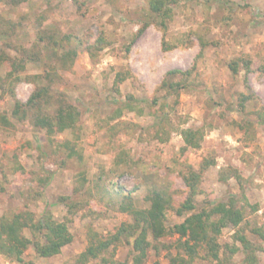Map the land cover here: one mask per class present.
<instances>
[{"label": "rangeland", "instance_id": "obj_1", "mask_svg": "<svg viewBox=\"0 0 264 264\" xmlns=\"http://www.w3.org/2000/svg\"><path fill=\"white\" fill-rule=\"evenodd\" d=\"M181 37L186 45L164 48L147 0H0V114L12 123L0 122V217L30 210L39 218L51 212L67 221L74 235L54 257H41L31 246L27 261L77 264L90 232L108 236L132 221L99 199L98 181L114 200L131 193L138 208L150 205L146 196L154 189L171 192L178 205L187 194L183 173L189 166L200 169L205 160L212 165L203 175L198 209L231 197L240 204L248 200L258 211L248 207L247 220L264 227V123L258 119L264 109V0L181 3L166 39L173 44ZM69 51L75 53L63 66L61 58ZM238 58L251 59L253 70L246 73L241 65L233 73L229 63ZM12 59L25 62L16 72L20 80L7 79ZM174 69L189 74L169 76ZM117 73L124 80L116 82ZM169 78L186 84L178 97L163 86ZM42 86L52 95L43 111L54 112L60 96L77 106L75 131L50 136L35 126L32 108L23 107L25 118L14 116L16 100L26 103ZM241 93L252 96L244 109ZM184 129L204 130L200 148L182 151ZM65 140L77 144L82 159L67 157ZM123 153L127 161L117 165ZM20 166L25 176L18 173ZM234 170L240 181L222 179ZM183 218L170 210L167 224ZM235 230L224 228L220 242L232 244ZM247 234L264 248L263 240ZM174 239L154 242L158 248H149L145 264H169L176 251L167 246ZM131 253L132 245L124 241L116 257L130 262ZM258 254L264 260V251ZM243 258L238 253L234 262ZM0 264L18 263L0 253ZM194 264L219 263L198 258Z\"/></svg>", "mask_w": 264, "mask_h": 264}, {"label": "trees", "instance_id": "obj_2", "mask_svg": "<svg viewBox=\"0 0 264 264\" xmlns=\"http://www.w3.org/2000/svg\"><path fill=\"white\" fill-rule=\"evenodd\" d=\"M187 1L193 0H147L148 9L163 32L165 49H171L177 45H186L185 37H181L178 42L171 44L166 36L169 24L175 16L176 7ZM150 23L149 21L145 22L143 29L148 27ZM206 45V43H202L203 48ZM130 48L131 44L127 46V50ZM74 53L69 51L62 56L61 63L63 66H66L67 62L73 58ZM10 62L11 70L7 72V79L11 81L20 80L21 77L16 72L25 69L24 60L12 59ZM241 65L246 73L253 70L252 60L248 58L233 59L229 63V68L236 74ZM260 68L264 71V65ZM179 73L183 76L189 74L174 69L170 70L168 75L176 77ZM122 80H124L122 74L117 73L116 82ZM163 86L171 94L174 93L178 97L179 91L184 89L186 84L181 80L175 81L169 78L164 80ZM10 91L14 95V89L12 88ZM51 96L47 86L38 88L26 103L16 100L14 116L25 118L27 110L23 107L32 108L36 110L35 126L45 129L50 136L67 130L75 131L80 119L77 106L60 96L55 98L56 109L54 112L43 111V102L49 103ZM239 97V105L242 109L245 108L246 102L252 98L250 94L244 93H241ZM128 99L132 100L134 97L129 95ZM258 119L264 123V109L258 112ZM0 122L12 125L11 120L5 114H0ZM181 135L185 144L182 151H185L190 148H200L205 133L202 129H184L181 131ZM63 146L67 150V157L83 158L82 152L78 150L77 144L72 140H65ZM127 157L125 153L117 155V165L126 162ZM211 165L212 162L205 160L201 163L200 169H195L192 166L187 168L183 173L187 194L186 198L178 205H175L171 192L165 189H154L146 196L150 205L145 208H138L131 193L122 192L121 198L114 200L110 188L98 181L96 189L99 199L102 201L107 199L106 204L108 206L117 207L119 211L130 214L133 219L122 222L117 231L108 236L90 232L88 246L76 259V263L145 264L149 248H158L154 242L160 241L163 237L171 236L175 239L167 247L168 250L175 249L176 253L170 254L169 264H194L198 258L217 261L219 264H237L234 262V258L241 252L244 254V258L239 264H264V260L258 254V252L264 251V248L252 241L247 234L249 231L264 241V227L257 222L253 224L247 220L248 207H252L253 211H258V206H252L246 199V202L240 204L239 200L231 197L227 201L209 203L208 206L198 209L196 198L203 192L201 188L203 175ZM19 168V174L25 176L28 173L23 166ZM230 177H236L239 181L242 179L237 170L228 175H223L222 179L227 180ZM99 180H102V177ZM40 182H42V178ZM170 210H174L178 216L184 217L183 220L172 225L167 224V215ZM226 227H233L236 230L233 234V243L223 245L220 242V235ZM26 229H29L32 237L26 234ZM150 235L152 240L149 239ZM73 239L74 235L69 223L65 220L58 221L51 212H47L39 218L30 210L5 213L0 217V253L18 264H32L25 259V253L31 246L35 248L39 256L53 257L60 254ZM124 241L132 245L130 262L121 261L116 257L117 248ZM154 264L162 263L157 260Z\"/></svg>", "mask_w": 264, "mask_h": 264}, {"label": "crops", "instance_id": "obj_3", "mask_svg": "<svg viewBox=\"0 0 264 264\" xmlns=\"http://www.w3.org/2000/svg\"><path fill=\"white\" fill-rule=\"evenodd\" d=\"M55 256H57V255H55ZM54 257V256H53ZM44 258H47V257H44Z\"/></svg>", "mask_w": 264, "mask_h": 264}]
</instances>
